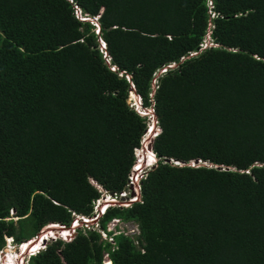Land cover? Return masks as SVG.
<instances>
[{
    "label": "trees",
    "instance_id": "16d2710c",
    "mask_svg": "<svg viewBox=\"0 0 264 264\" xmlns=\"http://www.w3.org/2000/svg\"><path fill=\"white\" fill-rule=\"evenodd\" d=\"M132 86L158 161L99 222L143 250L79 228L28 264H264V0H0V251L90 214V179L122 189L151 122Z\"/></svg>",
    "mask_w": 264,
    "mask_h": 264
},
{
    "label": "built area",
    "instance_id": "2783aa9c",
    "mask_svg": "<svg viewBox=\"0 0 264 264\" xmlns=\"http://www.w3.org/2000/svg\"><path fill=\"white\" fill-rule=\"evenodd\" d=\"M80 11L81 10L76 6V13L78 15H80ZM165 69L166 67L154 72L153 82H156L158 74L165 71ZM156 122L157 121H155V123ZM157 133L158 131L154 132L151 139H153ZM145 140L146 136H143L140 146L135 147L133 150L135 160L130 168L122 189L116 191L107 190L102 185L98 184L96 180L90 179V182L100 192L99 196L92 200L91 213L73 214L71 224L68 226L61 223H50L45 225L44 227H49V225H57V227L60 228V231L56 232L49 230L48 236H45L46 240L50 241L59 238L64 241H69L75 236L74 234L77 232L76 228L78 226H83L84 230L80 228L83 232H86L87 230H97L100 232L102 239L109 241L111 244H115L114 236L122 234L132 239L134 245L138 249L143 250V248L140 246V228L137 222L133 220H125L121 217H113L107 222L106 228L103 229L100 226L99 220L106 213L110 206L129 207L133 202L140 201L141 181L145 177L146 172L158 161V157L156 156L155 152L151 147H149L151 140L148 142V147L146 145L144 146ZM198 162L203 163L200 160H198ZM190 164L195 165L194 161H190ZM73 228L74 231H71ZM40 233H43V230H41ZM40 233L35 236L34 239L32 238V240H40L41 244H43V237H38ZM103 257L104 264L111 263L108 252H104Z\"/></svg>",
    "mask_w": 264,
    "mask_h": 264
},
{
    "label": "clouds",
    "instance_id": "9594fccd",
    "mask_svg": "<svg viewBox=\"0 0 264 264\" xmlns=\"http://www.w3.org/2000/svg\"><path fill=\"white\" fill-rule=\"evenodd\" d=\"M76 15L80 18V19H84V18H86V17H83L82 16V13H81V11H80V15H78L77 13H76ZM85 20H87V19H85ZM91 21H97V17H94L93 19H91ZM94 25L96 26V28H95V31L96 32H98V28H99V25L96 23V22H94ZM101 39V38H100ZM99 39V40H100ZM102 40V39H101ZM209 40V39H208ZM101 42V46H105V44H104V41L102 40V41H100ZM207 43L206 42H204L202 45L203 46H205ZM210 44H212V43H210ZM104 48V47H103ZM106 55V54H105ZM173 66H175V62H173V63H171V64H169L168 65V67H173ZM159 70V69H158ZM129 94H131V96H129V97H131L130 98V102H133V104H130V105H132L134 108H135V110L137 111V112H139L140 114H142V115H148L149 116V112H150V110H152V112H153V109L152 108H150V110H149V112L148 113H143V111H142V109H149V108H145V107H143L142 106V103H141V99H140V96L134 91V88L132 89V90H130V93ZM138 98H136V97ZM138 101H139V103H138ZM129 102V103H130ZM150 118V117H149ZM150 121H151V118H150ZM155 121H157L156 119H155ZM156 124H157V122H156ZM157 127V128H156ZM156 127L154 126V128L150 125V123L148 124V128H147V132L143 135V136H148V135H150V134H152L151 135V137L153 136V133L154 132H156V131H160V129H159V127L156 125ZM153 139H151V141H152ZM151 144H152V142H151ZM151 148H152V146H151ZM198 163V162H197ZM196 164V163H195ZM99 192V191H98ZM99 194H100V192H99ZM95 199V198H94ZM93 199V200H94ZM91 205H92V202H91ZM125 208V207H124ZM108 210V209H107ZM40 233V232H39ZM9 238H11V237H8L7 238V243H6V245H5V247H7V245H8V239ZM34 238V237H33ZM11 240H13V238H11ZM44 240H46V238H44ZM24 241H27L26 243H29V242H31V241H33L32 240V238H30L29 240H24ZM47 242H49L48 240H46V244H47ZM12 244H13V241L11 242ZM43 243V242H42ZM16 245H17V249H18V251H19V253L20 254H22L23 252L22 251H24V249H26L27 251H29V255L31 256V255H33V254H35V253H37L39 250H41V249H43L46 245H43V247H42V244H41V247L40 248H36V249H33V250H28L27 249V246H25V248L23 249V248H21V245H22V242H20V243H16ZM4 247V248H5ZM14 247H15V245H14ZM115 247V246H114ZM21 249V250H20ZM32 251V252H31ZM29 256V257H30ZM29 259V258H28ZM24 260H25V257H24ZM110 261H111V259H110ZM24 262V261H23ZM23 262H21L20 261V264H23ZM27 264H28V260H27ZM111 264V263H110Z\"/></svg>",
    "mask_w": 264,
    "mask_h": 264
},
{
    "label": "bare ground",
    "instance_id": "6f19581e",
    "mask_svg": "<svg viewBox=\"0 0 264 264\" xmlns=\"http://www.w3.org/2000/svg\"><path fill=\"white\" fill-rule=\"evenodd\" d=\"M142 111H143V113H148L149 112V109H142ZM50 229L52 231H54V232L60 231V228H58L57 225H49V227H44L42 229L43 230V233H40V235L38 237L42 236L43 237V240H44L45 236H48V233H49V230ZM10 239L11 238H9V240ZM36 241L37 240L32 241L30 243H26L27 241H24V242H22V247L21 248L24 249L25 246H27V249H28V246H30V245H32L31 250L36 249V248H40L41 247V241L40 240H38L37 242ZM10 242H11V240H10ZM7 249L10 251V255L13 256V257L8 256L7 255L8 253H6L5 251H3V253L5 252L6 255H3V256H1L2 254L0 255V264H20V261L21 262L24 261L23 255L25 253H27V254L29 253V251H27L26 249H24V251H22L23 252L22 254H20L19 251L17 252L15 250H12V248L9 249V247H7L5 250H7ZM11 258H13V260H9Z\"/></svg>",
    "mask_w": 264,
    "mask_h": 264
},
{
    "label": "rangeland",
    "instance_id": "374dc122",
    "mask_svg": "<svg viewBox=\"0 0 264 264\" xmlns=\"http://www.w3.org/2000/svg\"><path fill=\"white\" fill-rule=\"evenodd\" d=\"M94 22H96V21H94ZM97 23V22H96ZM207 40H208V38H207ZM129 96H131V94H129ZM136 97V96H135ZM130 98L131 97H128V102H130ZM137 98V97H136ZM138 99V98H137ZM138 103H139V101H138ZM130 104H133V102H130ZM149 110H150V108H149ZM149 117L151 118V122H150V125L154 128V126L156 127V123H155V116L153 115V112H152V110H150V112H149ZM157 128V127H156ZM151 135L152 134H150V135H148V136H146V140H145V142H144V146L146 145L147 147H148V142H149V140H151ZM44 228V227H43ZM42 228V229H43ZM79 228H82L83 230H84V227L83 226H78L77 228H76V230L77 229H79ZM51 230V229H50ZM71 231H74V228L71 230ZM74 234V233H73ZM38 235V234H37ZM75 235V234H74ZM36 236V235H35ZM34 236V237H35ZM33 238V237H32ZM34 239V238H33ZM11 240V239H10ZM10 240L8 239V245H7V247H9V249H11L12 248V250H15V251H17L18 252V249H17V245H16V242L14 241V240H11V242L13 241V244L10 242ZM22 242H24V241H22ZM36 243V242H35ZM14 245H15V247H14ZM42 245H44V244H42ZM21 247H22V245H21ZM43 247V246H42ZM3 250V249H2ZM6 253H8L7 255L8 256H10V257H13V256H11L10 255V251L7 249V250H4ZM2 253V255L1 256H3V255H6V253ZM32 252V251H31ZM29 254H27V253H25L24 255H23V257H25V260H24V262H23V264H27V260H28V258H29ZM9 260H13V258H11V259H9Z\"/></svg>",
    "mask_w": 264,
    "mask_h": 264
},
{
    "label": "water",
    "instance_id": "95a60500",
    "mask_svg": "<svg viewBox=\"0 0 264 264\" xmlns=\"http://www.w3.org/2000/svg\"><path fill=\"white\" fill-rule=\"evenodd\" d=\"M98 33V32H97ZM100 41H102L101 39H100ZM102 47H105V46H102ZM134 87L132 86L131 88H130V90H132ZM160 129V128H159ZM152 142V141H151ZM152 146V144L150 143V145H149V147H151ZM168 161H171L170 159H168ZM177 162V161H176ZM175 162V163H176ZM198 161L197 160H194V163H197ZM177 164V163H176ZM14 211V210H13ZM32 242V241H31ZM30 243V242H29ZM43 244L44 245H46V240H43ZM7 247H5V248H3V250H1L0 251V254H2L3 253V251L6 249ZM31 248H32V245H30V246H28V250H31Z\"/></svg>",
    "mask_w": 264,
    "mask_h": 264
}]
</instances>
